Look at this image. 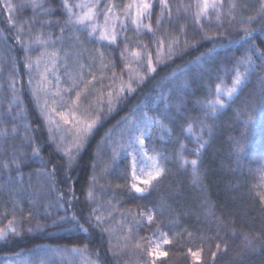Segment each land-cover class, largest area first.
<instances>
[{
    "label": "trees",
    "instance_id": "obj_1",
    "mask_svg": "<svg viewBox=\"0 0 264 264\" xmlns=\"http://www.w3.org/2000/svg\"><path fill=\"white\" fill-rule=\"evenodd\" d=\"M77 1L70 0L72 3ZM41 2L55 13L46 17L54 23L50 29L45 28V31L53 33L55 39L59 35L55 22L63 24L65 20V10L61 7L63 0ZM126 2L115 0L117 4ZM188 2L169 0L173 7V22L164 23L162 35L171 33L179 36L181 26L187 25L188 37L196 36L199 27L193 25L190 18L185 19L181 14L176 19L175 8ZM235 2L238 5L236 21L230 24L226 16H222L220 21H202L213 39H197L195 47L190 41L186 51L160 64L156 73L149 74L136 92L116 108L87 146L73 157L69 166L66 153H75V146L70 137L57 146L56 134L49 131L48 122L32 95L28 69L23 66L25 52L14 25L36 18L32 6L27 0H11L15 9L9 14L3 8V0H0V129H18L6 141L0 137V159L7 160L14 152L23 155L22 173L17 175L22 174L25 181L9 191L6 184L8 173H0L3 177L0 185H5L0 191V227L6 226L13 215L23 224L19 235L0 240V256L23 253L39 264H82L86 259L101 264H145L148 259L144 254L148 248L146 238L159 229L167 233L171 243L165 249L167 257L157 264H192L188 249L196 250L201 246L204 249L203 264H264V204L260 202V195L264 194V57L259 54L253 57L255 67L238 92L231 99L223 96L226 107L206 119L211 126V134L205 130L204 139L208 143L198 158L199 182L194 183L196 177L191 165L181 166L175 155L179 151V143L183 142L186 145L183 155L188 160L197 159L192 154L196 147L195 139L187 132L182 133L181 128L187 127L185 120L192 122L195 129L197 122L205 119L204 108L198 102L214 98L209 94V88L214 89L215 83L219 82L217 77L231 85L230 71L225 73L222 69L230 70L235 59L248 47L239 39L242 34L239 22L256 15L260 0ZM10 15L13 17L11 20ZM152 22L155 27V17ZM254 27L258 29L254 33V42L264 51V26L257 24ZM217 28L221 29L219 34ZM75 35L82 38L81 33ZM65 36L63 44H57L64 66L61 87H67L73 80L80 83L91 79L89 65H93L91 71L98 77L111 76L107 69L101 73L96 52L99 44H77L72 39L73 34L67 31ZM125 39L130 49L138 42L147 44L150 49L156 45L150 34L137 33L129 24L116 45L101 49L108 68H114L117 76L126 81L131 69L125 67L120 58ZM40 51L43 49L33 50L29 55L34 58ZM164 51L167 52V44ZM155 59L153 53L154 62ZM79 61L84 66L78 68L76 63ZM136 67L135 64L131 66L132 69ZM13 80L17 87L15 95L10 87ZM103 91V88L98 89L92 100L95 101ZM181 101L183 103L177 112L176 105ZM165 104L171 106V137L163 141L157 132H153L148 148H155V152L151 151L153 153H165L170 162L166 172L148 193L137 195L131 188L133 180L129 158L122 154L119 159H112V147L121 141L122 127L117 122L128 118L140 106L158 116ZM253 107L255 123L246 128L245 113L252 112ZM25 128L30 145L25 139ZM237 140H242L245 146L243 153L236 151ZM34 147L39 148V156L31 155ZM41 160L48 170H54L53 175L45 172ZM9 172H15V168L10 167ZM70 183L72 192L69 191ZM90 185L94 193L91 202L87 199ZM60 193L64 194L67 202H61L58 208ZM93 204L97 214L106 217L109 231H102L91 223L85 224L88 229L85 232L71 219L75 215L84 224ZM149 210L155 213L153 225L144 223L139 229L129 232L124 223L129 213L140 215ZM65 216L68 219L61 221ZM29 228L32 230L28 231ZM243 234L260 235V241L254 243L256 251L243 249ZM216 243L222 244L219 251L215 249ZM224 245L227 246L226 251ZM76 248L86 251L76 253ZM214 251L216 257L213 261L211 254Z\"/></svg>",
    "mask_w": 264,
    "mask_h": 264
},
{
    "label": "snow or ice",
    "instance_id": "obj_2",
    "mask_svg": "<svg viewBox=\"0 0 264 264\" xmlns=\"http://www.w3.org/2000/svg\"><path fill=\"white\" fill-rule=\"evenodd\" d=\"M27 2L31 4L36 18H30L28 21L14 25L17 39L21 41V47L25 52L23 66L29 69L30 72L33 68L39 70L41 59L47 57V63L44 64L43 71L38 72L39 78L36 79L35 83L30 78L28 83L33 85L32 95L35 99L38 102L43 99L41 112L48 122L49 131L56 134L54 135V140L57 146L59 147V144L64 142L68 137L71 138V142L75 146V153H66L69 156V166L73 162V157L83 147L87 146L97 130L104 126L116 108L120 104L125 103L136 92L149 78V74L156 73L157 67L160 64L186 51L190 41L192 42L191 46L195 47L197 39H213L209 35V29H205L202 21L211 22L213 19L220 21L222 16H226L228 22L231 24L236 21L235 11L238 7L235 0H189L186 4L180 3L175 8L176 19H179L181 14H183L185 19L190 18L193 21V25L199 27L196 36L188 37L187 25L181 26V34L179 36H173L171 33L166 35L161 34L164 23L171 24L173 22V7L169 3V0H127L126 3L119 4L115 3V0H87V2L82 0L80 3L63 0L61 7L65 10V20L63 24H60L59 21L55 22L59 35L54 39L53 33L50 30L45 31V28L50 29L54 23L53 20L47 19L46 17L54 15L55 13L42 3L41 0H27ZM3 8L11 14L15 6L11 3V0H3ZM154 17L155 27L152 22ZM12 18L10 15L9 19L11 20ZM129 24L134 26L137 33L143 32L155 38L154 43L156 46L154 49H150L147 44L138 42L130 49L127 39L122 41L124 48L120 52V58L124 62V66L131 69L127 73V80L125 81L117 76L114 68H108V61L105 58L104 51L101 49L106 46L111 47L116 45L118 37L122 32L128 30ZM257 24L264 26V0H260V7L256 15L248 16L239 22V31L242 33L239 39L245 42L248 47L241 56L235 59L230 70L222 69L225 73L230 71L231 85L229 86L223 79L217 77L219 82L215 83L214 89L212 87L209 88V94L214 96V98L198 102L204 108L205 119L198 121V126L195 129L192 122L185 120L187 127L181 128L182 133L187 132L195 139L196 147L193 149L192 154L197 159L188 160L183 155V150L186 147L183 142L179 143V151L175 155L181 166L191 165L194 176L196 177L194 183L199 182L197 164L200 152L208 143L204 139L205 130L207 129L208 135L211 134V126L206 123V119L214 116L219 109L226 107L225 100L222 98L223 96L231 99L238 92L240 86L246 80L248 73L255 67L253 57L257 54L264 57V51H261L260 47L254 42V33L258 30L254 25ZM66 31L73 34L72 39L77 44H83L84 42L99 44L100 47L96 49V52L101 73L107 69L111 72V76L105 78L103 75H100L98 77L91 71L93 65H89L91 79L82 80L80 83L73 80L67 87H61V78L57 74L58 63L61 62V51L57 48V44H63L67 38L65 36ZM220 31V28L216 29L217 34ZM76 33H81L82 38L80 35H75ZM166 44L167 52L164 51ZM38 49H43V51H40L38 56L33 59L29 53ZM153 53H155V62L153 60ZM132 64L137 65V67L132 69ZM49 74H51V77H54V84L52 79L49 78ZM10 87L15 95L17 87L14 80ZM100 88H103L104 91L97 95L96 100L93 101V95ZM104 97H106V100ZM16 99L19 100V97H16ZM160 99L163 100L164 96L161 95ZM49 100H51V106H49ZM182 103L183 101L176 105L177 112L180 111ZM170 108V105L165 104L164 109L159 111L158 116H149L146 112H142L138 120L129 121L128 118H123L122 121L117 122L123 128V131L121 132V141L115 143L112 147V159L115 161L122 154L130 157V171L133 181L140 179L136 175L138 157H143L153 162L152 170L145 172L147 179L140 180L142 184L151 185L152 181L157 180L163 175L165 169L159 165L157 156L160 159L166 158L160 153L149 155V148L146 141L152 139L153 132H157L159 134L158 138L161 140L165 136L171 137L173 130L169 125L173 123V119ZM254 111L255 108L253 107L252 112L245 113L247 119L244 120V126L246 128L255 123ZM129 123H131L130 127L127 126ZM17 131L18 129L16 127L0 129V137H3L6 141L12 133H16ZM24 133L25 139L28 140L30 145L31 141L27 135V128L24 129ZM151 151L155 152V148H152ZM236 151L238 154L245 151L242 140L236 141ZM39 154L38 147L32 148V156H39ZM23 163L24 156L15 152L7 160L0 159V173H8L6 184L9 187V191L14 186L23 185L25 182L22 174L17 175L18 173H22L21 165ZM24 166L26 167L27 165ZM41 166L48 175H53L54 170H48L43 160H41ZM10 167H14L15 172H9ZM94 179L95 177H93ZM4 186L0 185V191L3 190ZM92 187L90 185V190L87 193L89 202L94 200V193L91 190ZM131 188L136 193H143L145 191L144 188L137 186L135 182L131 184ZM69 191L72 192L71 183L69 184ZM61 202H67L63 193L59 194L58 208L61 206ZM260 202L264 204V194L260 195ZM129 215L135 214L129 213ZM140 216L141 220L146 221L148 226L153 225L155 219L154 212L151 210L141 212ZM66 219H68L67 216L61 217V221ZM71 219L76 222L78 228L85 232L88 231L85 224L91 223L101 228L102 231H109L105 222L106 217L103 214H97V208L94 204L90 208L89 215L85 219L84 224H81L75 215ZM217 219L219 220V218ZM139 223L140 221H137V224ZM220 223L223 222L220 221ZM22 228L23 224L17 221L16 216L13 215L12 219L8 220L6 226L0 227V240L7 239L9 234L19 235ZM31 230L30 228L28 229V231ZM128 231L131 232V229H128ZM154 235H157L159 240L151 241L150 246L145 249L144 254L148 257L145 260V264H156L157 259L167 257L168 255V252L161 248V245L171 243L167 233L157 229ZM146 239L151 240V238ZM257 241H260V235L253 234L249 236L248 234H243V249L252 252L256 251L254 243ZM137 247H140V245L137 244ZM221 247V243L215 244L217 251ZM224 250H227L226 245H224ZM74 251L83 252L86 249H74ZM203 251L202 246L196 250H193L191 247L188 249L192 264H203ZM215 257L216 251L211 254L213 261ZM88 264H96V262L89 260Z\"/></svg>",
    "mask_w": 264,
    "mask_h": 264
},
{
    "label": "rangeland",
    "instance_id": "obj_3",
    "mask_svg": "<svg viewBox=\"0 0 264 264\" xmlns=\"http://www.w3.org/2000/svg\"><path fill=\"white\" fill-rule=\"evenodd\" d=\"M80 2H82V0H79V1H77L75 3H80ZM84 2H87V0H84ZM77 11H78V9H77ZM49 51H51V49H49ZM36 57H34L33 59H35ZM45 63H47V57H44V58L41 59V65H40L39 70L33 68V70L30 72L29 69H28V81H29L30 78H32L33 79V83H35L36 79L39 78L38 72L39 71H43V67H44V64ZM76 65L78 66V68L80 66H84V64L82 62H80V61L78 63H76ZM62 68H64L62 62L58 63L57 74L61 78L60 84L62 82V74H61L62 73L61 72L62 71ZM49 78L52 79L53 84H54L55 83L54 77H51V74H49ZM29 86H30V89L32 91L33 85H30L29 84ZM38 104H39V107H40V110H41V108L43 106V99H41L38 102ZM49 106H51V100H49ZM142 112H146L149 116H154L153 114H151V112L149 111L148 108H146L145 106H142V107L140 106V107H137V108H135L133 110V112L131 113V115L128 117L129 121L138 120ZM127 126L130 127L131 126V123H129ZM122 131H123V128H122L121 132ZM121 132H120V139H121ZM168 138H169L168 136H165L164 139H163V141L168 140ZM146 144L148 146V144H149L148 143V140L146 141ZM160 154H162L163 157L166 158V159H160V157L157 156V161H158L159 165L165 169V171H164V173H165L166 172V169L168 167V164L170 162V160H169V157L165 153H160ZM149 155H156V153L151 152V150L149 149ZM127 158H129V160H130V157H127ZM152 168H153V162L152 161L147 160L146 158H143V157H138L137 158L136 175L140 179H137L135 181H132V183L135 182L137 184V186L145 189V191L143 193H136L135 190L133 189V191L137 195H145V194H147L148 191L152 188L153 184L159 178H161L163 176L162 175L157 180L152 181V184L151 185H144V184H142L140 182V180L147 179V176L145 175V172L152 170ZM132 180H133V178H132ZM137 221H140V223L137 224ZM124 223H125V227H127L128 229H131V230H134L135 229L136 230V229H139L144 223H146V221L141 220V216L140 215H129L124 220ZM10 236H14V235L9 234V237ZM149 238H151V240L148 239V247L150 246L151 241H157V240H159V237L157 235H154V234L151 235ZM167 245H161L162 250H165ZM75 252L76 253H79L80 251H75ZM164 258H166V257H162V258L157 259L156 260V264L158 262H160L161 260H163ZM89 260H92V259H86V261H83L82 264H88V261ZM93 261H95V260H93ZM95 262H96V264H101L99 261H95ZM0 264H39V263L38 262H33V259L31 257L26 256L23 253L22 254L21 253H18L16 255L0 256Z\"/></svg>",
    "mask_w": 264,
    "mask_h": 264
}]
</instances>
